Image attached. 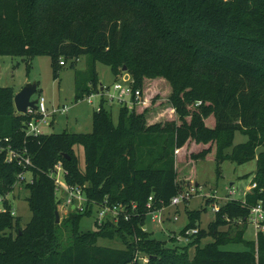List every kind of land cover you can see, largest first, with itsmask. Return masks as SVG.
Returning a JSON list of instances; mask_svg holds the SVG:
<instances>
[{"label":"trees","instance_id":"16d2710c","mask_svg":"<svg viewBox=\"0 0 264 264\" xmlns=\"http://www.w3.org/2000/svg\"><path fill=\"white\" fill-rule=\"evenodd\" d=\"M44 55L55 78L84 55L108 66L115 81L128 74L142 103L121 107L117 123L102 103L91 132L27 136L33 116L17 113L14 91L0 87V197L15 190L20 174L33 175L25 185L32 213L25 227L8 201L0 204V264H143L140 255L149 264H264V232L247 237L258 190L245 205L222 206L207 229L199 224L202 211H189L181 235L199 232L187 245L168 247L146 229L149 198L159 210L184 192L176 162L188 157L191 169L212 157L218 179L225 161H254L253 180L264 185V0H0V56ZM95 74L77 89L76 103L100 91ZM157 79L166 81L176 120L148 126L153 104L146 85ZM237 132L246 142L234 145ZM8 147L26 152L33 166L9 163ZM59 164L66 184L82 187L97 205L125 206L131 219L102 226L95 220L96 229L84 233L81 221L94 215L93 206L84 214L71 210L57 224L61 199L52 173ZM100 238L118 239L125 249L101 247Z\"/></svg>","mask_w":264,"mask_h":264},{"label":"rangeland","instance_id":"374dc122","mask_svg":"<svg viewBox=\"0 0 264 264\" xmlns=\"http://www.w3.org/2000/svg\"><path fill=\"white\" fill-rule=\"evenodd\" d=\"M94 74L98 78L99 87L102 86L110 88L112 91L114 90L115 77L111 69L101 63H96L94 66L89 55L81 56L78 61L68 60L66 66L59 69L58 78L54 76L53 61L49 55L26 60L9 56H0V87L11 88L14 91V95H16L28 83L37 82L38 91L34 98L43 97L46 101L48 111H51V107L62 108L63 106H67L69 108L68 113L58 114L55 126L51 128L53 125V123H51L49 127H45L42 130L43 134L61 133L64 130L76 133L91 132L93 112L99 107L100 98L95 94V96H93V104H88L86 99L76 103L75 97L78 88L91 84ZM123 78H125V80L131 79L128 74H124ZM164 84L166 85L165 80L157 79L153 80L152 84L149 83L146 85V87L151 85L147 89V93L152 97L151 100L153 104V107L151 106L153 110L147 114L148 126L176 120L175 111L170 102L166 100L167 94L165 93L167 90L165 91L166 88ZM123 85L126 86L125 83H123ZM156 103H158V105H156ZM120 108L121 106L117 103L108 106V109L112 112L115 123L118 122ZM244 142H246V138L237 132L234 138V145ZM76 150L79 156V162L83 165L84 155L82 147ZM190 160L191 159L188 157L186 162H176L179 173L178 179L185 183L184 192L188 191L191 193L189 198L186 199L184 203L180 204L177 209L169 211L171 216L170 220L166 217L162 218L161 225L149 220L146 225V229L153 234V237L158 241L166 242L168 247L174 248L176 246L187 245L180 231L186 227L191 211H202L201 222L199 223L201 229H207L209 223L216 220V213L212 211L210 206L212 205V200L208 199V196L213 194L212 196L216 197L217 195L223 199V197L227 196L228 191H235V195L230 198L242 200L243 194L250 187L256 172V162L254 161L243 165L225 161L221 166L222 178L218 179L216 162L212 157L206 161L197 162L194 164L193 169L190 168L191 166L186 167V165H193ZM189 178L190 180H194L195 186L191 185V183L186 184ZM24 179L25 182L15 186V190L8 195V202L13 207L15 216L20 218L23 227L32 219V213L28 202L30 191L26 189L25 186L32 182V173L27 172L24 174ZM59 179L63 181L62 174L59 175ZM194 187H200V189L192 195L191 189ZM57 196L59 199L63 198L64 190L60 189L57 191ZM207 200L210 201L209 205L206 204ZM219 203L221 206H224L223 201H218V204ZM205 208L206 210H204ZM176 211L178 212V221H174L172 217ZM69 212V209H62L61 206H59L61 220L66 218ZM96 215V210H94V215L92 217L84 218L81 221L82 232H93L96 229L94 226ZM238 224L239 223H236V225L234 224L232 226V235L236 233L237 226H240ZM248 227L247 237H255L252 227ZM208 240L209 239L204 241L207 242ZM97 244L101 247L113 250L125 249V246L118 239L100 238ZM243 249L244 248L241 247L231 248V250L234 251H242Z\"/></svg>","mask_w":264,"mask_h":264},{"label":"built area","instance_id":"2783aa9c","mask_svg":"<svg viewBox=\"0 0 264 264\" xmlns=\"http://www.w3.org/2000/svg\"><path fill=\"white\" fill-rule=\"evenodd\" d=\"M62 66L65 65L63 61L60 62ZM123 83L126 84V86L123 85ZM114 90H110V88L103 87V90L97 93H95L100 98L99 107L96 111H100L101 104H105L106 107L113 105L114 103L119 104L121 107H127L130 110H133L136 106L140 105L142 103V94L140 90H137L133 94V88H132V80L129 78L125 80V78L121 77L118 81H115L114 83ZM95 94L85 98L88 104H93V96ZM84 99V100H85ZM39 102L37 104V110L29 109L28 116H33V118L27 123L26 127V134L27 136L33 135V136H39L43 134V129L45 127H49L53 120L57 118L58 114H64L69 112V108L67 106L61 107H51V111H48L46 101L43 97L38 98ZM8 142V139H6ZM7 153V161L9 163L17 161L19 165H22L24 168H28L29 166H33L31 163V160L29 157L25 156L26 152H20L13 150L11 147H8L6 150ZM63 175V181H60L59 175ZM67 175V172L63 170L62 166L59 164L56 166L54 172L52 173V176L55 179L56 184V191H59L60 189L64 190V197L61 199V208H67L70 211L75 210L79 214H84L86 211H88L91 207L94 206V209L96 210V220L99 225L106 223L107 221H111L115 224H117L120 219H124V221H129L131 219V215L129 214V211L126 209L125 206H110L107 202H104L103 205H97L93 202H90L85 195L84 189L80 186H70L66 184L64 177ZM25 182L24 179V173L20 174L18 176L17 185L23 184ZM33 182V180H32ZM31 182V183H32ZM197 187V186H196ZM198 188H192L191 192L192 195L195 194ZM258 190L259 194L262 195V198L258 200L256 205L252 206L250 208L248 223L249 226L252 227V230L254 231L255 237L257 239V236L264 232V185L260 186L256 181L252 180V183L250 187L244 192L243 199L238 200L243 203V205L246 204V198L248 195L252 194L254 191ZM235 191H228V194L226 197H216L214 196H208V199L212 200V211L214 213H219L221 210V204H218V201H223L224 205L227 204L229 201L236 200L232 199L230 197L235 195ZM191 193L184 192L178 196H175L170 204L168 206H163L159 210H155L153 208V198H149V203L147 205L148 209V215L150 216V220L155 223L161 225V219L166 217V214L172 210L177 209L178 206L186 199L189 198ZM8 201V196L6 197H0V204L3 202ZM163 205L164 203L161 202ZM136 209V205L133 204V210ZM5 209L3 207L0 208V211H4ZM14 211V210H13ZM14 213V212H13ZM178 214L177 212L173 215V220L178 221ZM145 230V229H144ZM198 229H192L186 232V235L182 238H184V242L188 244L191 240L190 237L193 235L198 234ZM138 260H141L143 264H149V257L139 256L137 257Z\"/></svg>","mask_w":264,"mask_h":264},{"label":"water","instance_id":"95a60500","mask_svg":"<svg viewBox=\"0 0 264 264\" xmlns=\"http://www.w3.org/2000/svg\"><path fill=\"white\" fill-rule=\"evenodd\" d=\"M126 71V68H124ZM103 87H101V91ZM38 91L37 82L28 83L20 92H18L14 97V106L20 115H27L29 109L37 110V104L39 102L38 98H34ZM56 223L59 224L60 213L56 211Z\"/></svg>","mask_w":264,"mask_h":264},{"label":"crops","instance_id":"0c3cea01","mask_svg":"<svg viewBox=\"0 0 264 264\" xmlns=\"http://www.w3.org/2000/svg\"><path fill=\"white\" fill-rule=\"evenodd\" d=\"M56 120H57V118L53 120V122H52V123H53V125H52V127H51V128H53V127L55 126V124L57 123V121H56ZM158 123H159V122H158ZM176 212H177V211H176ZM176 212H175V213H176ZM177 213H178V212H177ZM172 217H173V216H172ZM166 218H167L168 220H170V219H171V216H170L169 212L166 214Z\"/></svg>","mask_w":264,"mask_h":264}]
</instances>
